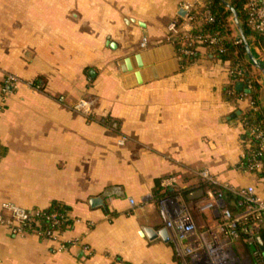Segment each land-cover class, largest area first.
<instances>
[{"label":"crops","instance_id":"0c3cea01","mask_svg":"<svg viewBox=\"0 0 264 264\" xmlns=\"http://www.w3.org/2000/svg\"><path fill=\"white\" fill-rule=\"evenodd\" d=\"M182 1L0 0V214L59 202L73 220L56 238L0 225V264H187L158 235L165 177L187 199L204 170L264 198L238 168L252 99L226 97L230 64L204 48L183 66L169 32ZM9 73L19 81L5 91ZM251 73L264 109V75ZM81 99L91 115L74 110Z\"/></svg>","mask_w":264,"mask_h":264},{"label":"built area","instance_id":"2783aa9c","mask_svg":"<svg viewBox=\"0 0 264 264\" xmlns=\"http://www.w3.org/2000/svg\"><path fill=\"white\" fill-rule=\"evenodd\" d=\"M208 0H191L182 1L181 8L185 10V15L178 21L169 25L170 37L175 38L181 33L189 32L193 27L194 15L192 12L199 8L205 7L200 20L207 22L213 21V15L208 9ZM248 6L251 7L253 17L250 23L258 31L264 33V0H249ZM218 38L212 37L211 42L216 43ZM199 42H202L199 40ZM241 40H237V43ZM146 41L142 42L145 46ZM261 59L264 58L263 50L257 49ZM184 54H191L190 49L183 50ZM19 78L14 74H7L5 78V91L12 86H16ZM248 89L252 88L248 84ZM251 108L258 107L252 101ZM93 103L88 99L79 100L74 110L85 116L91 115ZM247 140H243V145L249 146L251 140L257 142L259 150L251 158L248 168L243 169V163L240 161L238 168L242 171H259L264 168V129L260 127L245 128ZM244 156V153H243ZM242 156V157H243ZM198 175L204 189V195L197 200H188L184 195L178 180V175L165 177L161 186L165 190L164 194L159 197L158 203L160 210L165 219V228L168 231L167 239L173 242L177 251L184 257L189 255L193 264H253L247 260H241L234 250L235 242L244 234V241L249 245H257V237L260 223L264 218V198L257 193L255 186H247L237 189H228L235 192L240 198V204L244 205V210L233 213L226 205L224 196L221 192L214 190L217 185L215 178L207 171L199 172ZM220 185V184H219ZM132 203L133 200H131ZM193 208L201 209L206 213L210 210L216 217L218 223L213 230L201 232L198 230L195 219L191 215ZM3 213L0 214V225L10 228L15 233H37L51 238L59 235L57 231L45 232L41 229H30L33 224L38 225L36 216L41 210L27 209L15 203L7 202L2 205ZM51 218H55L52 215ZM58 221L55 220V224ZM256 256L255 264H263L262 253L254 251Z\"/></svg>","mask_w":264,"mask_h":264},{"label":"trees","instance_id":"16d2710c","mask_svg":"<svg viewBox=\"0 0 264 264\" xmlns=\"http://www.w3.org/2000/svg\"><path fill=\"white\" fill-rule=\"evenodd\" d=\"M249 0H208V9L213 15V21L200 20L205 7L195 9L193 27L187 33H181L173 39V43L181 57L183 66H187L199 57V50L204 48L207 54L216 60L229 62L230 64V79L231 84L228 86L226 97L228 99H240L244 96H249L257 105V91L260 88L258 82L254 79L252 72L253 68L259 70L264 69V58L261 59L257 49L263 50L264 56V33L258 31L250 23L253 17L251 7L248 6ZM234 11V12H233ZM234 13L238 19V25L233 22ZM216 37V43L211 42V38ZM201 40L202 42H199ZM237 40L241 42L237 43ZM190 49L191 54H184L183 50ZM257 60V65L251 60L248 53ZM243 81L251 89L238 90L236 84ZM245 128L260 127L264 129V109L250 108L242 112L238 117ZM245 140L249 139L247 136ZM259 150L257 142L253 139L249 146L244 145V156L241 161L243 169H247L251 163V158ZM256 174L258 180L264 184V168L259 171H252ZM214 190L223 194L227 207L233 212L238 213L244 210V205L240 204V198L232 190L222 185H214ZM70 208L62 203L53 202L52 205L40 211L36 216L38 225L33 224L30 229L64 232L71 224L72 219L69 215ZM55 215V218H51ZM55 220L58 221L55 224ZM258 235L264 243V218L260 223ZM244 234L234 244V250L237 255H248L253 264L257 259L254 251L258 250L262 253L259 245H249L244 241ZM263 256V253H262ZM264 261V256H263ZM264 264V262H263Z\"/></svg>","mask_w":264,"mask_h":264},{"label":"water","instance_id":"95a60500","mask_svg":"<svg viewBox=\"0 0 264 264\" xmlns=\"http://www.w3.org/2000/svg\"><path fill=\"white\" fill-rule=\"evenodd\" d=\"M234 12V11H233ZM184 12H182L183 14ZM234 21L235 23L238 25V19H237V16L236 14L234 13ZM248 53L250 55V58L251 60L257 65V60L254 58L253 55H251V52L250 50L248 49ZM262 71V74L264 75V69L261 70ZM242 84H238V87H241ZM204 195V189L201 185H199L197 188H194L189 194H188V198L189 199H192V200H197V199H200L202 198ZM89 204L92 206V207H106V204L104 202V199L102 197H93L89 200ZM145 233L153 238L155 237V232L154 230L152 229H145ZM158 235H160L163 239H167V230L166 229H161L158 231ZM257 243L261 249L262 252H264V243H263V240L260 236L257 237Z\"/></svg>","mask_w":264,"mask_h":264},{"label":"rangeland","instance_id":"374dc122","mask_svg":"<svg viewBox=\"0 0 264 264\" xmlns=\"http://www.w3.org/2000/svg\"><path fill=\"white\" fill-rule=\"evenodd\" d=\"M191 215L195 219L198 230L201 232H209L213 230L218 223V217H216L210 210H207V212L204 213L201 209L193 208ZM189 257V255L183 257L187 264H191L188 260Z\"/></svg>","mask_w":264,"mask_h":264}]
</instances>
